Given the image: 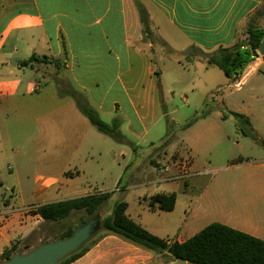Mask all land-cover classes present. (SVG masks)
Instances as JSON below:
<instances>
[{
	"label": "crops",
	"instance_id": "obj_1",
	"mask_svg": "<svg viewBox=\"0 0 264 264\" xmlns=\"http://www.w3.org/2000/svg\"><path fill=\"white\" fill-rule=\"evenodd\" d=\"M248 29L264 31V0H0V255L11 246L28 252L48 241L51 222L35 214L38 206L104 193L110 197L98 211L100 221L124 202L129 220L168 244L186 242L213 223L264 241V158L250 161L241 144L234 148L246 180L235 189L197 185L198 173L180 181L175 171L154 177L134 171V161L161 149L172 113L170 84L182 60H198L188 49L211 54L230 48ZM252 61L230 81L239 91L253 79L250 96L263 100L264 58ZM79 105L106 124L117 119L122 143L95 133ZM234 114L242 123L230 130L264 152V123ZM16 122L45 126L27 137L28 156L40 154L38 161L48 163L41 164L48 173L36 177L29 204L15 162L18 147L7 143L8 123ZM205 129L213 138L219 132L230 137L224 127ZM63 150H70L64 159L74 163L73 172L57 164ZM5 157L13 163L8 181ZM156 194H173V209L150 207ZM99 232L70 264H191Z\"/></svg>",
	"mask_w": 264,
	"mask_h": 264
},
{
	"label": "rangeland",
	"instance_id": "obj_2",
	"mask_svg": "<svg viewBox=\"0 0 264 264\" xmlns=\"http://www.w3.org/2000/svg\"><path fill=\"white\" fill-rule=\"evenodd\" d=\"M237 43L244 46L241 51L249 50L247 32L240 36ZM186 54L191 59L198 60L194 63L182 60L178 67L179 76L176 77L174 84H170L172 97L168 107L172 113L168 118H172V121L168 122L169 119L166 118L167 135L160 143L161 145L166 142L167 145L161 147L159 151H152L143 158L134 161V171L139 177L143 172L154 177L155 168L163 165L169 166L174 161L188 159L193 167L191 172L198 173L196 176L199 177L200 182L197 185L207 188L235 189L243 185L246 180L242 170L243 157L237 156L238 150L234 148L236 143L241 144L246 153L251 154L250 161L253 162L264 158V152H261V147L255 141L236 136L233 130H230L232 125L242 123L241 121L239 123L232 113L247 115L249 120L255 124L264 123V98L256 100L250 96L249 90L255 86L253 79H249L247 84L238 91L232 86L233 82L218 68L204 62L205 54L191 48ZM254 57H260L256 50L252 60ZM253 64L254 61L250 63L249 68ZM247 70L248 67L245 72ZM260 70L264 73V66ZM243 74L244 72L241 73V76ZM188 123H190L189 126H187ZM209 126L229 129L227 131L229 139L224 136L223 132L221 134L219 132L218 137L213 138L206 132L205 128ZM44 131V125L40 128L39 125L28 127L27 124L19 122L8 123L10 139L7 140V143L9 141L13 149L17 150L18 147L19 156L15 162L19 177L24 184L25 203L27 204L31 203L36 177L48 173L41 166V164L48 163L38 161L40 154L28 156L27 137L31 133L37 132L39 135ZM53 132L52 136L55 138L59 130L54 129ZM95 133L102 136L99 132ZM69 152L70 150H63L62 161L57 164L59 168L66 167L67 171L73 172L74 163L68 164L64 159ZM12 164V161H8L7 157L4 158L2 175L6 181L10 180L7 167ZM121 165H123V161H121ZM4 193V190L0 189V199ZM9 195H11V191H9ZM28 208L31 207L26 209ZM75 213L74 216L60 223H51V236L48 241L58 238L69 229L76 228L87 218L82 211ZM96 235L92 238H95Z\"/></svg>",
	"mask_w": 264,
	"mask_h": 264
},
{
	"label": "trees",
	"instance_id": "obj_3",
	"mask_svg": "<svg viewBox=\"0 0 264 264\" xmlns=\"http://www.w3.org/2000/svg\"><path fill=\"white\" fill-rule=\"evenodd\" d=\"M139 14L143 26L146 27L145 12L140 9ZM263 40L264 31L248 29L247 46L249 50L241 51L244 46L235 43L230 48L218 49L211 54H205L204 59L208 65L215 66L228 79L232 80L241 74L249 62L252 61L253 53ZM191 49L198 50L194 47ZM78 108L96 131L117 143H122L123 136L119 131L120 125L117 119H114L110 124H106L91 108L80 105ZM189 125L190 123L187 124V126ZM166 145L167 143L164 142L160 145V148ZM109 197V193L94 194L40 205L36 208L35 214L45 222L60 223L67 220L73 213L82 211L87 216L80 223L83 224L98 213ZM148 202L150 207L157 206L162 211H171L174 207L175 196L173 194H156L149 198ZM125 210L126 204L124 202L116 203L111 210V214L100 221V232L120 236L157 254L166 252L170 259L181 260L191 264H264V241L250 237L227 226L213 223L186 242L168 244L129 220L125 215ZM74 229H69L58 238L51 241H43L42 243L65 239L72 234ZM98 238L97 233L95 238H91L76 252L68 255L57 264H70L94 245ZM17 249V246H11L6 249L0 255V262L9 260L17 252Z\"/></svg>",
	"mask_w": 264,
	"mask_h": 264
},
{
	"label": "water",
	"instance_id": "obj_4",
	"mask_svg": "<svg viewBox=\"0 0 264 264\" xmlns=\"http://www.w3.org/2000/svg\"><path fill=\"white\" fill-rule=\"evenodd\" d=\"M256 52L264 58V40ZM100 229V215L97 213L76 227L69 237L41 243L28 252L27 248L20 249L9 260L0 264H57L86 244Z\"/></svg>",
	"mask_w": 264,
	"mask_h": 264
},
{
	"label": "built area",
	"instance_id": "obj_5",
	"mask_svg": "<svg viewBox=\"0 0 264 264\" xmlns=\"http://www.w3.org/2000/svg\"><path fill=\"white\" fill-rule=\"evenodd\" d=\"M238 87V85H235ZM171 171L176 172L175 179L180 181H186L188 178L192 176L191 172V163L190 160H178L171 163V165H163L162 167L155 168V172L157 175H163L169 173ZM34 209V208H33ZM27 211L31 210V208L26 209Z\"/></svg>",
	"mask_w": 264,
	"mask_h": 264
},
{
	"label": "flooded vegetation",
	"instance_id": "obj_6",
	"mask_svg": "<svg viewBox=\"0 0 264 264\" xmlns=\"http://www.w3.org/2000/svg\"><path fill=\"white\" fill-rule=\"evenodd\" d=\"M233 116H235V119L238 120V122L240 123V121L242 122V120L239 119V117H236V114L232 113Z\"/></svg>",
	"mask_w": 264,
	"mask_h": 264
}]
</instances>
